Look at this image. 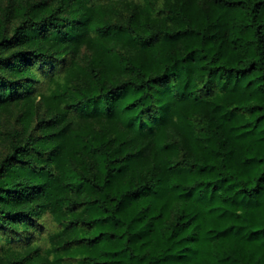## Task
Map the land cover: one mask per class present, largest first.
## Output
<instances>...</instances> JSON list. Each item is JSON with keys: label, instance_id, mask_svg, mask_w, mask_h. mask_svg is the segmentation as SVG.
Segmentation results:
<instances>
[{"label": "trees", "instance_id": "trees-1", "mask_svg": "<svg viewBox=\"0 0 264 264\" xmlns=\"http://www.w3.org/2000/svg\"><path fill=\"white\" fill-rule=\"evenodd\" d=\"M0 264H264V0H0Z\"/></svg>", "mask_w": 264, "mask_h": 264}, {"label": "rangeland", "instance_id": "rangeland-1", "mask_svg": "<svg viewBox=\"0 0 264 264\" xmlns=\"http://www.w3.org/2000/svg\"><path fill=\"white\" fill-rule=\"evenodd\" d=\"M4 123H6V122H4Z\"/></svg>", "mask_w": 264, "mask_h": 264}]
</instances>
